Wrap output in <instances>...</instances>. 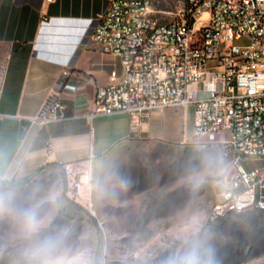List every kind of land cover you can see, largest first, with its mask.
I'll use <instances>...</instances> for the list:
<instances>
[{
	"label": "built area",
	"instance_id": "2783aa9c",
	"mask_svg": "<svg viewBox=\"0 0 264 264\" xmlns=\"http://www.w3.org/2000/svg\"><path fill=\"white\" fill-rule=\"evenodd\" d=\"M151 5L110 0L87 20L85 34L119 56L122 74L109 72L82 115L124 113L139 126L150 111L192 106V133L184 140L216 146L232 163L210 217L264 211V169L239 164L264 158V0H187L164 21ZM66 74L32 120L66 118L60 91L75 89Z\"/></svg>",
	"mask_w": 264,
	"mask_h": 264
},
{
	"label": "rangeland",
	"instance_id": "374dc122",
	"mask_svg": "<svg viewBox=\"0 0 264 264\" xmlns=\"http://www.w3.org/2000/svg\"><path fill=\"white\" fill-rule=\"evenodd\" d=\"M186 2L152 0L151 9L164 21ZM167 109L162 114L163 134L184 135V113ZM205 153H211L216 163L194 186L189 176L203 171L200 160ZM239 164L248 168L255 163L242 158ZM231 167L216 146L141 137L115 151L84 184L82 171L64 172L58 179L34 181L20 189L0 183V194H11L13 209L0 215V264H26L31 241L22 234L17 218L25 209H33L43 221L36 238L65 234L56 255L69 261L168 264L199 241L212 250L214 264H264V211L210 217Z\"/></svg>",
	"mask_w": 264,
	"mask_h": 264
},
{
	"label": "crops",
	"instance_id": "0c3cea01",
	"mask_svg": "<svg viewBox=\"0 0 264 264\" xmlns=\"http://www.w3.org/2000/svg\"><path fill=\"white\" fill-rule=\"evenodd\" d=\"M109 1L0 0V183L29 184L70 171L87 176L136 139L182 141L192 133V106L180 108L186 133L175 138L163 134L167 108L146 113L139 126L124 113L92 120L82 115L96 89L109 83V72L122 74L119 56L85 34L87 20ZM65 74L75 86L60 91L66 118L47 124L32 120ZM246 159L255 163L246 169H264V158Z\"/></svg>",
	"mask_w": 264,
	"mask_h": 264
},
{
	"label": "clouds",
	"instance_id": "9594fccd",
	"mask_svg": "<svg viewBox=\"0 0 264 264\" xmlns=\"http://www.w3.org/2000/svg\"><path fill=\"white\" fill-rule=\"evenodd\" d=\"M200 163L203 171H193L189 176V180L194 186H198L203 181L204 176L213 167L216 160L211 153H205L202 155ZM121 186H124L123 182H121ZM101 187L102 191H107L103 185ZM11 199V194H0V215L13 211L10 207ZM17 218L22 234L31 241L25 251L26 264H84L82 261H69L56 255L63 243L64 233L50 235L44 239L36 238L44 224L42 220L38 219L33 209L22 210L17 214ZM168 264H214V254L210 248L204 247L199 241H193L182 254L170 258Z\"/></svg>",
	"mask_w": 264,
	"mask_h": 264
},
{
	"label": "trees",
	"instance_id": "16d2710c",
	"mask_svg": "<svg viewBox=\"0 0 264 264\" xmlns=\"http://www.w3.org/2000/svg\"><path fill=\"white\" fill-rule=\"evenodd\" d=\"M28 181H21L17 183H13L12 181H2L1 183L11 189H20L23 188Z\"/></svg>",
	"mask_w": 264,
	"mask_h": 264
},
{
	"label": "bare ground",
	"instance_id": "6f19581e",
	"mask_svg": "<svg viewBox=\"0 0 264 264\" xmlns=\"http://www.w3.org/2000/svg\"><path fill=\"white\" fill-rule=\"evenodd\" d=\"M86 181H87V176L86 175H82L81 182L82 183H86Z\"/></svg>",
	"mask_w": 264,
	"mask_h": 264
}]
</instances>
